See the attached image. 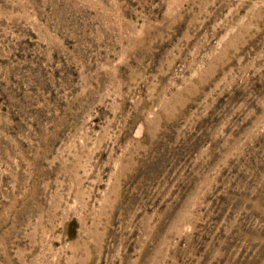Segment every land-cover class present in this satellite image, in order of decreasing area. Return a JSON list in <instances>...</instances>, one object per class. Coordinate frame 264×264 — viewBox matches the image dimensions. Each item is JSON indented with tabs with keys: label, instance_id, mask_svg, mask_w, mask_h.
Masks as SVG:
<instances>
[{
	"label": "rangeland",
	"instance_id": "rangeland-1",
	"mask_svg": "<svg viewBox=\"0 0 264 264\" xmlns=\"http://www.w3.org/2000/svg\"><path fill=\"white\" fill-rule=\"evenodd\" d=\"M0 264H264V0H0Z\"/></svg>",
	"mask_w": 264,
	"mask_h": 264
}]
</instances>
